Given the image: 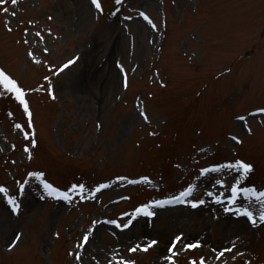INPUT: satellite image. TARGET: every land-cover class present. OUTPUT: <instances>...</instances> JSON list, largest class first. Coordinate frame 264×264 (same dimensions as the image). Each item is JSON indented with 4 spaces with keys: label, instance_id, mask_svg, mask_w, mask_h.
Masks as SVG:
<instances>
[{
    "label": "rangeland",
    "instance_id": "1",
    "mask_svg": "<svg viewBox=\"0 0 264 264\" xmlns=\"http://www.w3.org/2000/svg\"><path fill=\"white\" fill-rule=\"evenodd\" d=\"M98 2L0 7V264H264V0Z\"/></svg>",
    "mask_w": 264,
    "mask_h": 264
},
{
    "label": "snow or ice",
    "instance_id": "2",
    "mask_svg": "<svg viewBox=\"0 0 264 264\" xmlns=\"http://www.w3.org/2000/svg\"><path fill=\"white\" fill-rule=\"evenodd\" d=\"M11 2H12L13 5H15V4L18 3V0H11ZM115 2H116L117 4H119V3H121V0H115ZM4 3H5V0H0V7H2V5H3ZM92 3H93V5H94L97 9L100 8V3L98 2V0H92ZM3 11L7 12V9L5 8V9H3ZM14 14H15V13H13V15H14ZM141 15H144V14L141 13ZM145 19H147V17H145ZM39 35H40V33H37V36H39ZM69 63H72V62L70 61ZM64 67L66 68V67H68V65L66 64V65H64ZM0 86H2V87H3L4 89H6L7 91H10V92L15 93V94L17 95V99H18V100L20 101V103L24 106L25 111L27 112L28 104H27V102H26L25 99H24V92H23V90L20 89V88H18V87H16L15 81H11V80H9V78H8L3 72H0ZM258 111H259L260 113H264V109H260V110H258ZM238 119H240V120H244L245 117L241 116V117H238ZM16 127L19 128L20 125H17ZM24 135H25V138L27 139V138H28V133L25 132ZM233 139H235V138H233ZM239 168L241 169V171H242L243 174H247V173L251 170V166H250V165H247V164H244V163H239ZM81 187H82V186H81ZM45 188H49V189H50L51 186L45 184ZM4 191H5V189H4L3 187H0V192H4ZM233 191H235V189H234ZM48 195H50V196L53 195V192H52V191H49ZM188 195H190L189 192H185V193H182V194H181V196H183V197H186V196H188ZM261 196H264V193H262ZM63 198H64V199H68L67 194H64V195H63ZM174 201L177 202V203H183V202H184V201L181 199V197H175V198H174ZM172 202H173V201L157 202L156 206H163L164 203H172ZM9 203L12 205V210H13L14 212L19 208V205L14 203V199H9ZM199 203L203 204L204 202H203V201H200ZM191 206L194 207V208L197 207V205H196L195 203H193ZM137 212H138V213H141V214H143V215H145V216H148V217H151V216L154 215V213H153L151 210H147V207L142 208V209H137ZM244 214L248 216L249 220H250L253 224L256 223V220L252 218V214H251V213L246 212V213H244ZM259 219H260L261 221H264V214H262V215L259 217ZM112 223H115V221H112ZM130 223H131V221H129V223H127V224H124L122 227L127 228V227H129ZM118 226H119V225H118ZM19 239H20V237H19V234H18L17 237H16V240L13 242V245H10V247H13V246L15 245V243L19 241ZM179 239H180V238L177 237V242L179 241ZM87 241H88V236L85 235V236L83 237V242H82L81 246H83L84 243H87ZM156 243H157L156 241H152L151 244H149L147 247H151L152 245H154V244H156ZM173 246H175V243H174ZM198 246H199L198 244L188 245V247H198ZM147 247L144 248L143 250L147 251ZM136 250H137V249H135V248H134V249H130V251H136ZM170 250H171V249H170ZM226 251H231V249H226ZM221 255H223V253H221ZM77 258H79V257H77Z\"/></svg>",
    "mask_w": 264,
    "mask_h": 264
}]
</instances>
